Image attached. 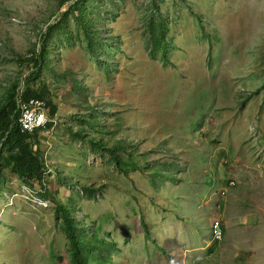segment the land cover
Listing matches in <instances>:
<instances>
[{
    "label": "rangeland",
    "instance_id": "374dc122",
    "mask_svg": "<svg viewBox=\"0 0 264 264\" xmlns=\"http://www.w3.org/2000/svg\"><path fill=\"white\" fill-rule=\"evenodd\" d=\"M71 1L0 0V103L32 74L58 105L44 180L1 175L0 264H75L59 204L87 264H264V0Z\"/></svg>",
    "mask_w": 264,
    "mask_h": 264
},
{
    "label": "trees",
    "instance_id": "16d2710c",
    "mask_svg": "<svg viewBox=\"0 0 264 264\" xmlns=\"http://www.w3.org/2000/svg\"><path fill=\"white\" fill-rule=\"evenodd\" d=\"M87 1L88 0L71 1V8H68L67 10V6H65L61 13V18L66 17V10L69 11L75 8L81 9L86 7L85 5L87 4ZM60 20L57 23L50 24L46 33L44 32L42 34L43 40L45 41L41 47L40 53L32 54L33 57L27 59V65H29L31 69L37 70L39 66L44 63L48 51L46 41L47 32L57 29L60 26L58 25ZM150 24V37L153 45L152 52L154 53L162 49V56L166 57L170 46L166 37L168 31L167 23L158 19L152 21ZM85 28L86 33L92 42L91 38L94 33L91 31V24L88 23ZM98 48L100 49L101 47ZM92 51L95 52L94 49ZM33 80H35V77L31 74L25 81L26 88L22 91L21 97L24 100L31 97L45 98L51 108L52 116H55L58 111V105L53 102L51 97H49V92L44 86L40 90L35 89V87L31 85ZM18 86L19 81H16L10 88L9 96L5 98L3 103H0V182L1 175L7 168L15 172L25 182L35 180L42 182L47 168L43 152L41 151L42 132L34 131L33 133H28L21 130L18 123L19 111L17 109L16 99L19 95L17 90ZM53 125L54 123L50 122L48 127L51 128ZM115 159L119 167H121L122 164H126L122 163L118 156H115ZM57 211L62 218L63 230L70 241L73 262L75 264H87L83 233L78 230L77 221L72 216L71 210L67 206L59 204L57 206Z\"/></svg>",
    "mask_w": 264,
    "mask_h": 264
},
{
    "label": "built area",
    "instance_id": "2783aa9c",
    "mask_svg": "<svg viewBox=\"0 0 264 264\" xmlns=\"http://www.w3.org/2000/svg\"><path fill=\"white\" fill-rule=\"evenodd\" d=\"M17 109L19 111L18 123L28 124L29 132L32 133V126L35 122H45L49 124L52 120H55L51 114V108L45 98L31 97L24 100L21 97V93L17 96ZM213 233L215 239L220 240L222 238V228L219 222L213 225Z\"/></svg>",
    "mask_w": 264,
    "mask_h": 264
},
{
    "label": "bare ground",
    "instance_id": "6f19581e",
    "mask_svg": "<svg viewBox=\"0 0 264 264\" xmlns=\"http://www.w3.org/2000/svg\"><path fill=\"white\" fill-rule=\"evenodd\" d=\"M52 122L55 124V121L52 120ZM21 130L23 132H29V125L28 124H21L20 125ZM51 128L48 127V124L45 122H35V124H33L32 126V133L34 131H41L42 133L46 132L48 133L50 131Z\"/></svg>",
    "mask_w": 264,
    "mask_h": 264
}]
</instances>
